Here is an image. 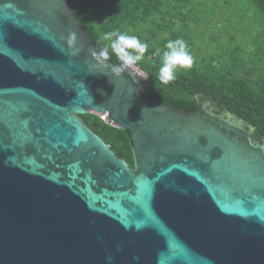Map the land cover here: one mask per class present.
Listing matches in <instances>:
<instances>
[{
	"label": "water",
	"instance_id": "water-1",
	"mask_svg": "<svg viewBox=\"0 0 264 264\" xmlns=\"http://www.w3.org/2000/svg\"><path fill=\"white\" fill-rule=\"evenodd\" d=\"M75 1L0 0V264H264V140L99 73ZM85 114L130 134L132 169Z\"/></svg>",
	"mask_w": 264,
	"mask_h": 264
},
{
	"label": "trees",
	"instance_id": "trees-1",
	"mask_svg": "<svg viewBox=\"0 0 264 264\" xmlns=\"http://www.w3.org/2000/svg\"><path fill=\"white\" fill-rule=\"evenodd\" d=\"M242 1L245 14L238 17L240 20L231 15L234 7L229 0H76L73 12L99 48L105 43L100 34L112 30L136 35L148 44L144 59L137 67L149 79L145 91L160 103L194 111L196 99L208 101L253 127L255 135L264 140V0ZM198 5L209 15L215 8L221 14L215 28H220L227 40L219 42L211 37L216 47L208 49L215 51L202 55L198 62V55H192V67L179 69L177 79L163 85L157 79L160 56L156 53L164 50L169 40L177 38L185 40L188 50L191 49L194 30L188 28L186 21L190 19L196 24L201 21L199 13L193 11ZM176 19L185 23L180 33L169 30ZM247 23L250 27L255 25L257 32L251 34L244 30ZM164 32L167 37L162 36ZM109 61L118 64L115 56ZM80 118L117 158L133 168L132 143L127 131H120L93 114Z\"/></svg>",
	"mask_w": 264,
	"mask_h": 264
},
{
	"label": "clouds",
	"instance_id": "clouds-1",
	"mask_svg": "<svg viewBox=\"0 0 264 264\" xmlns=\"http://www.w3.org/2000/svg\"><path fill=\"white\" fill-rule=\"evenodd\" d=\"M100 39L105 42L103 47L98 51H92L91 56L101 74L110 73L119 77L126 70L142 62L148 50V44L138 36L121 33L119 30L101 33ZM75 41V34L72 33L66 43L72 49V54L78 55L79 49L75 47ZM156 54L160 56L157 79L163 85L176 80L179 69H190L193 64V57L188 50L187 42L182 38L169 40L164 45V50H158ZM113 56L119 61L117 66H111L108 63ZM138 77L143 78V74H138ZM144 110L142 109V113Z\"/></svg>",
	"mask_w": 264,
	"mask_h": 264
},
{
	"label": "rangeland",
	"instance_id": "rangeland-1",
	"mask_svg": "<svg viewBox=\"0 0 264 264\" xmlns=\"http://www.w3.org/2000/svg\"><path fill=\"white\" fill-rule=\"evenodd\" d=\"M229 3L234 7L233 11L231 12V15L235 19L240 20L238 19V17H243L245 14L244 6H243L244 2L242 0H229ZM219 4L223 5L221 1L219 2ZM211 7L215 8L216 6H211ZM193 11L199 13V16L201 17V21L198 24H196L193 20L189 19L186 21V24L188 25V28L194 30L193 36L191 38L192 46L191 49H189V52L191 55H195V54L198 55L199 58L197 59L195 58L196 61L198 62V60L200 59V57H202V55L211 54L215 51L214 48L216 47V45H213L211 37H214V40L219 39V42L224 41L226 38L224 37L220 28H215L216 24L220 21L221 18V14L217 12L216 8L212 15L207 14L206 10L202 5L196 6L193 9ZM183 24L185 25L183 21L176 19L175 21L172 22V25L170 26L169 30L180 33L181 31L184 30ZM239 28H241V26ZM244 30H249L248 33L251 34L257 32L255 25L250 27L248 23L244 27ZM228 31H231V29L228 28ZM162 36L167 37L168 36L167 32H164ZM209 46H213L214 48L208 49Z\"/></svg>",
	"mask_w": 264,
	"mask_h": 264
},
{
	"label": "built area",
	"instance_id": "built-area-1",
	"mask_svg": "<svg viewBox=\"0 0 264 264\" xmlns=\"http://www.w3.org/2000/svg\"><path fill=\"white\" fill-rule=\"evenodd\" d=\"M133 68H134L135 70H137L138 72H140L141 74H143V73L138 69L137 65H136V66H133ZM143 75H144V74H143Z\"/></svg>",
	"mask_w": 264,
	"mask_h": 264
}]
</instances>
